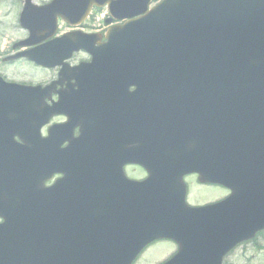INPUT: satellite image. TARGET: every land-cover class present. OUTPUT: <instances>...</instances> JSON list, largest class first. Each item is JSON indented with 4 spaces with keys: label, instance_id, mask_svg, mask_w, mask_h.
Here are the masks:
<instances>
[{
    "label": "water",
    "instance_id": "1",
    "mask_svg": "<svg viewBox=\"0 0 264 264\" xmlns=\"http://www.w3.org/2000/svg\"><path fill=\"white\" fill-rule=\"evenodd\" d=\"M252 12H259L262 16L250 14ZM159 13H163L168 21L173 18L178 19V30L181 29L184 33L183 35L197 45L203 46L201 39L205 38L206 35L203 27L212 25V23L218 26L221 33L209 37L207 39L208 43L218 40L224 42L225 45H232L233 49L224 48L215 52L205 46L200 52L192 54L191 48L187 45V49L184 52L183 61L190 68L193 67L203 72L205 70L203 66L208 64L210 60H214L219 69L226 73L228 78L220 82L218 79H223V77L215 71L205 74L206 78L210 79L201 78L203 84L207 85L218 82L217 88L214 90L215 96L220 95L218 91L222 92L228 84H237L244 88L261 87L262 90H258L257 93L264 95V0H167L165 5L160 8ZM244 15H246V20L242 18ZM189 16H195L200 19L196 21L190 19V25H186L189 29L187 31L188 34H186L182 29V24ZM190 31L192 34L198 35L200 39L193 37ZM126 33H130V29H127ZM178 43L179 41L175 37L173 45L176 46ZM158 50V47L150 46L146 48V53L149 56H154ZM170 51H172V47H168L162 52L165 54ZM127 55L128 49L125 50V55L121 57V65L124 70L123 77H136L134 71L131 76H128L126 71V66L128 65ZM146 65L149 70L158 68L157 62L152 58H148ZM165 69L163 76L157 77L151 72L149 77L177 80L181 83V77L187 73V69L175 62L167 63ZM190 81H193V79L190 78ZM202 81L200 82L201 84ZM222 137L224 138V136ZM215 140L222 145H226L220 139L216 138ZM18 178L17 173L10 175L11 181ZM48 202L41 195L38 199H34L33 203L30 202L34 208V213L32 214L36 215L39 221H41V216L46 211ZM54 212L55 216L58 217L59 213L55 209ZM56 225L59 227L58 218H56ZM57 227H55V230L58 229ZM69 236L72 235L70 234ZM6 246V243H2L0 248H6Z\"/></svg>",
    "mask_w": 264,
    "mask_h": 264
},
{
    "label": "rangeland",
    "instance_id": "2",
    "mask_svg": "<svg viewBox=\"0 0 264 264\" xmlns=\"http://www.w3.org/2000/svg\"><path fill=\"white\" fill-rule=\"evenodd\" d=\"M15 7V0H6L3 3H0V39L2 40L1 46L4 44V41L8 44V42L16 39L17 37L21 38L20 30L17 27H11V24L13 23V21H15ZM2 29H4L5 35L7 34L5 37ZM7 44L4 45V51L7 48ZM39 69L40 68H35L30 65V63L26 64L20 62L19 64L16 63L15 65L10 64L8 66H5L2 70H5L13 78L16 75L19 76V78L22 77L30 79L32 81H39L44 79L45 77L47 78L48 76H45V72ZM134 175H140V173L136 171ZM217 194H220V192L214 190H202L195 185H191V201L199 202L204 199L210 198L212 195L214 196ZM171 250L172 249L167 247V245L166 248L162 246L157 248L154 246L143 257L141 256V259L137 262V264H146V260L148 264H150V262L156 256H162L166 253V251ZM224 264H264V231L257 235V237L252 242L236 248L230 254V256L226 258Z\"/></svg>",
    "mask_w": 264,
    "mask_h": 264
},
{
    "label": "bare ground",
    "instance_id": "3",
    "mask_svg": "<svg viewBox=\"0 0 264 264\" xmlns=\"http://www.w3.org/2000/svg\"><path fill=\"white\" fill-rule=\"evenodd\" d=\"M46 28H48V26ZM46 28H44V29L46 30ZM261 159H264V149H259L254 154V156L252 157V160L255 161V162H258ZM245 164H246L245 162H242V163L239 164V166L241 167V166H243ZM258 168L262 169L261 166H259Z\"/></svg>",
    "mask_w": 264,
    "mask_h": 264
}]
</instances>
